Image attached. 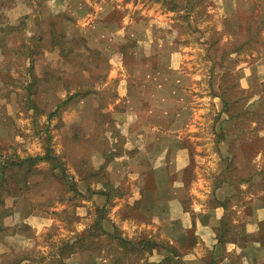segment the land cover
<instances>
[{
	"label": "rangeland",
	"instance_id": "1",
	"mask_svg": "<svg viewBox=\"0 0 264 264\" xmlns=\"http://www.w3.org/2000/svg\"><path fill=\"white\" fill-rule=\"evenodd\" d=\"M153 121L191 122L206 201L264 215V0H0V264H155L140 236L181 228L137 222L165 194L123 160Z\"/></svg>",
	"mask_w": 264,
	"mask_h": 264
},
{
	"label": "crops",
	"instance_id": "2",
	"mask_svg": "<svg viewBox=\"0 0 264 264\" xmlns=\"http://www.w3.org/2000/svg\"><path fill=\"white\" fill-rule=\"evenodd\" d=\"M132 124L126 129L137 138H129L127 143L138 150L124 157L128 164L125 173L130 180L139 181V190L153 178L157 193L165 194L150 207L155 209L154 215L137 222L163 230L181 228L180 234L166 231L140 236L139 241L152 244L146 251L149 260L155 264L167 260L170 264H264V215L260 210L247 221L227 218L224 201L228 195L221 187L214 190L215 204L205 200L206 187L189 149L196 144L189 132L191 122L181 121L176 126L145 122L136 131L129 130ZM184 194L191 197L187 205Z\"/></svg>",
	"mask_w": 264,
	"mask_h": 264
},
{
	"label": "trees",
	"instance_id": "3",
	"mask_svg": "<svg viewBox=\"0 0 264 264\" xmlns=\"http://www.w3.org/2000/svg\"><path fill=\"white\" fill-rule=\"evenodd\" d=\"M74 51V47L73 46H70V45H67L66 47H64V48H62V54L63 55H66V56H68V60L70 61V60H72L74 57H76V56H78V54L77 53H75V52H73ZM72 52L73 53H75V55H74V57H72ZM84 57H86V55H84ZM226 105H227V102H224V107H226ZM1 212V211H0ZM3 229V228H2ZM73 251H75V249L74 250H72L71 252H73Z\"/></svg>",
	"mask_w": 264,
	"mask_h": 264
}]
</instances>
